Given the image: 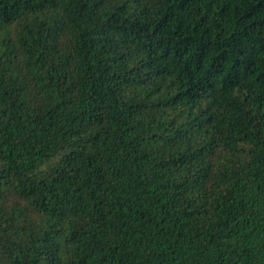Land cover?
<instances>
[{
	"label": "trees",
	"instance_id": "16d2710c",
	"mask_svg": "<svg viewBox=\"0 0 264 264\" xmlns=\"http://www.w3.org/2000/svg\"><path fill=\"white\" fill-rule=\"evenodd\" d=\"M0 264H264V0H0Z\"/></svg>",
	"mask_w": 264,
	"mask_h": 264
}]
</instances>
